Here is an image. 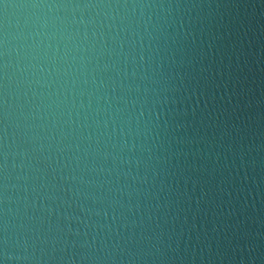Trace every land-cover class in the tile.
<instances>
[{
  "label": "water",
  "instance_id": "1",
  "mask_svg": "<svg viewBox=\"0 0 264 264\" xmlns=\"http://www.w3.org/2000/svg\"><path fill=\"white\" fill-rule=\"evenodd\" d=\"M0 264H264V0H0Z\"/></svg>",
  "mask_w": 264,
  "mask_h": 264
}]
</instances>
